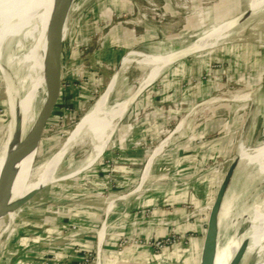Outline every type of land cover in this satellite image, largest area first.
I'll return each mask as SVG.
<instances>
[{"label":"rangeland","instance_id":"1","mask_svg":"<svg viewBox=\"0 0 264 264\" xmlns=\"http://www.w3.org/2000/svg\"><path fill=\"white\" fill-rule=\"evenodd\" d=\"M31 2L28 0L23 5L30 6ZM73 5L69 29L60 47L59 97L37 145L34 165L51 156L68 137L101 123L113 109L117 98L134 94L141 73L168 52L186 49L202 30L242 15L228 29L238 28L235 35L216 45L207 44L214 47L193 50L162 71L161 75L166 71L179 70L181 63L187 61L184 80L194 88V93L190 100L179 101L177 109H172L169 124L161 129L160 139L145 144L148 151L139 171L140 175L143 171L140 182L144 184L167 180L166 173L153 179L152 169L168 145L189 142L195 149L210 136L209 133L225 136L226 151L209 159L204 168L211 173L208 175L214 182L215 192L210 203L202 207L192 206V203L187 206L193 209L195 216L203 214L207 227L213 202L218 196L219 205L215 210L218 243L227 242L226 249L233 240L232 245L238 243L248 235L252 218L259 215L255 210L264 212V167L256 152L257 145L264 142V13L243 24L251 15L247 10L248 0H76ZM18 19V15L0 17V30L15 24ZM116 28L128 38L124 41L125 49L118 62L126 54L129 56L118 75L119 82L113 84L112 75L118 64L107 63L104 47L112 43V33ZM195 43L201 46L199 40ZM99 50L102 53L98 54ZM16 54L14 52L0 61V148L6 140L8 121L14 115L9 103L8 83L14 76V70H18L19 64L13 56ZM23 74L22 69L12 80L17 92ZM201 87L208 89L201 91ZM13 102V107H17V94ZM206 123H210L208 131ZM235 123L237 126L233 127ZM95 145L96 142L89 144L84 141L71 146L56 174L39 184L72 185L75 177L100 158L99 155L84 161ZM24 159L25 163L14 174V180L31 166L30 153ZM65 173L71 177H60ZM49 185L51 183L43 185L45 187L34 196ZM36 189L38 187L32 185L12 197L13 206L6 211L7 217L0 220V238L10 230L12 223L3 233L7 221L12 222L25 203H22L23 198ZM124 195H117V198ZM103 200L108 202L110 199ZM262 222L259 221L260 224ZM247 247H244L243 258L238 264H255L258 261L256 253L249 252Z\"/></svg>","mask_w":264,"mask_h":264},{"label":"crops","instance_id":"2","mask_svg":"<svg viewBox=\"0 0 264 264\" xmlns=\"http://www.w3.org/2000/svg\"><path fill=\"white\" fill-rule=\"evenodd\" d=\"M126 36L118 28L112 33V43L104 47L108 53L103 51L109 65L119 63ZM187 64L160 74L134 98L118 121L112 143L72 185L51 183L23 204L8 234L0 238V264H77L84 253L95 257L94 264H199L206 221L187 205L210 203L214 182L204 168L226 151L225 136L209 133L195 149L189 142L168 145L152 169L153 179L166 173L167 180L144 184L143 171L139 174L148 151L145 144L160 139L172 109L194 93L184 80ZM205 125L210 130V123ZM168 234L177 241L159 251L118 246L124 237L160 239Z\"/></svg>","mask_w":264,"mask_h":264},{"label":"bare ground","instance_id":"3","mask_svg":"<svg viewBox=\"0 0 264 264\" xmlns=\"http://www.w3.org/2000/svg\"><path fill=\"white\" fill-rule=\"evenodd\" d=\"M26 1L28 0H0V17L7 18L19 16L15 24L0 30V61L10 57L14 52H17V54L13 56L16 59V63L19 64L17 67L18 70H14V76L10 78L8 83L10 92L9 103L12 106L14 115L8 121L6 126V140L0 148V181L1 179L4 180L0 192V220L7 217L6 211L14 204L12 197L16 196L19 191L32 185L40 189L43 185L47 184L40 185L39 183L56 174L64 152H67L66 150L71 146L80 144L84 141H88L89 144L96 142V145L90 148L85 160H83L87 161L101 155L109 141H111L115 126L123 116L129 102L128 97L123 99L117 98L118 100L115 101L116 103L114 102L113 109L110 110L108 116L101 123L68 137L51 156L41 163L34 165L33 160L37 147L29 148V136L40 114L49 103L51 93H53L55 87V71L60 67V47L69 29L72 11L74 10L73 4L76 0H32L30 6H25L23 4ZM83 1L86 2L89 0ZM247 10L251 12V15L247 20L245 19V22L243 21V24H247L259 14L264 13V0H248ZM241 16H232L233 18L215 23L202 30L195 39L199 40L198 44H201V46H196L194 40L186 50L182 49L168 52L157 63L141 73L138 80V87L142 89L156 80L168 66V62L173 55L184 53V50L187 51L188 48V51L211 48L214 46H207V44L216 45L235 35L238 28L230 31H228V29ZM27 41L29 42L28 45ZM9 51L12 52L9 53ZM126 55L120 62L118 73L114 74L113 84L119 82L118 75L129 56ZM22 69L24 70V74L19 79L17 92V89H15L12 84V80L17 78L18 73ZM139 71L141 72L142 69L140 68ZM16 94L18 106L13 107V100ZM204 106L205 105H203V107ZM179 130L180 128L174 133H177ZM256 152H258L259 161L263 163L264 167V142L257 145ZM28 153H30L31 166L26 172L21 173L14 180V174L18 173L22 168L25 163L24 157ZM8 164L10 166L8 170H6ZM3 197L7 198V201H2ZM257 213L259 215L253 217L251 220L248 235L238 243L232 245L233 240L226 249L227 242L219 244L217 237L214 264H229L235 253L243 245H245V247L249 246L247 250L249 252L254 251L258 256L259 259L255 264H264V212L255 210V214ZM259 221H263L262 224H260ZM11 223L12 222L7 221L3 233L9 228Z\"/></svg>","mask_w":264,"mask_h":264},{"label":"water","instance_id":"4","mask_svg":"<svg viewBox=\"0 0 264 264\" xmlns=\"http://www.w3.org/2000/svg\"><path fill=\"white\" fill-rule=\"evenodd\" d=\"M185 50H184V53H177L176 55H173L172 58L170 59V61L168 62V65L171 64V63H173V62H175L176 60L180 59L181 57L188 55L190 52H192V51H188L189 48L187 49V51H185ZM121 60H120V62H121ZM120 62L118 63V66H117L116 71L114 72V74H117L118 73V71L120 69ZM114 74L112 76H114ZM149 85L150 84H148L147 86H149ZM147 86L143 87L142 89H140L139 87H137V90H135L134 94H132L131 96L128 97V101H129L128 102V106L134 100V98L137 97V95L141 91H143ZM59 91H60V77H59V68H57L56 71H55V87H54L53 93H51L50 99H49V103L47 104V106L45 107V109L40 114L37 122L35 123L32 131L30 133L29 140H28V146H29V148H35V147H37V145L39 143V140H40V138L42 136V133H43V131H44L46 125H47V122L50 119V116H51V114L53 112L54 105L57 102V99L59 97ZM65 153L66 152H64V155L62 156V158L60 160V163H61L63 157L65 156ZM98 158H96V160ZM9 166L10 165L8 164L6 170H8ZM4 171H5V168H4ZM3 176H4V174H3ZM54 181H56V180H54ZM0 182H1V185H0L1 186L0 187V192H1V189L3 187L4 180L1 179ZM49 183H52V182H48L47 184H49ZM44 187H42V188H40L38 190L31 191L30 193H28L23 198L22 203H24L27 200H29L39 190L43 189ZM6 199L7 198H4L3 197L2 198V201H7ZM218 205H219V197L217 196L216 199H215V201L213 202L212 212H211V214L209 216V220H208V223H207V228H206V232H205V236H204V242H203V247H202V252H201V257H200L199 264H214L215 253H216V246H217V237H218L217 222L215 220L216 219V217H215V210L217 209ZM244 247H245V245H243L242 247H240V249L235 253V255L233 256V258H232V260H231V262L229 264H238L242 260Z\"/></svg>","mask_w":264,"mask_h":264},{"label":"built area","instance_id":"5","mask_svg":"<svg viewBox=\"0 0 264 264\" xmlns=\"http://www.w3.org/2000/svg\"><path fill=\"white\" fill-rule=\"evenodd\" d=\"M176 241L177 238L175 237L174 234H170V235L168 234L160 239H144L140 237H127V238H122L119 241L118 246L121 248L128 246H136V247L147 246V247H152L155 250L159 251L166 245L175 243ZM94 261H95V257L91 253H84L82 254L81 258L78 260L77 264H94Z\"/></svg>","mask_w":264,"mask_h":264}]
</instances>
